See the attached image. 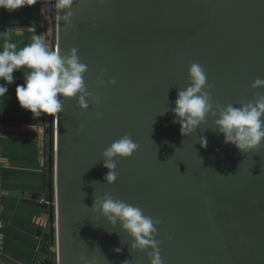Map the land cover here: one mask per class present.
Listing matches in <instances>:
<instances>
[{
    "label": "water",
    "instance_id": "1",
    "mask_svg": "<svg viewBox=\"0 0 264 264\" xmlns=\"http://www.w3.org/2000/svg\"><path fill=\"white\" fill-rule=\"evenodd\" d=\"M57 11L56 50H78L100 103L80 110L65 99L53 142L47 124V186L27 200L55 226L36 231L32 264H149L150 250L131 251L119 223L92 211L105 194L160 219L163 264H264V146L241 153L212 118L182 136L171 111L192 63L203 67L213 104L239 107L264 95L251 88L264 80V0H74L71 26L57 22ZM123 135L138 148L107 184L101 153Z\"/></svg>",
    "mask_w": 264,
    "mask_h": 264
},
{
    "label": "clouds",
    "instance_id": "2",
    "mask_svg": "<svg viewBox=\"0 0 264 264\" xmlns=\"http://www.w3.org/2000/svg\"><path fill=\"white\" fill-rule=\"evenodd\" d=\"M36 2L37 0H0V9L12 12L30 7ZM73 2L74 0H55L57 22L71 26ZM31 41L20 49L13 43L5 42L0 50V97L8 93L7 85L14 83L13 73L23 69V83L16 85L15 98L19 107L29 111L32 116L60 113L65 99L75 98L80 110L88 109L89 103H100V99L87 89L84 81L87 65L80 61L76 48L66 53L52 50L40 34L33 35ZM188 78V86L177 90L174 107L171 109L175 117L173 122L179 124L182 136L190 135L206 118H212L214 129L223 136V142L234 145L241 153L258 151L264 146V95L242 102L239 107L213 104L206 73L200 64L192 63L189 66ZM103 83V79L97 80L98 86ZM108 83L114 84L115 81L109 80ZM262 87L264 80L261 79H256L251 84L253 89ZM80 130H83V125ZM199 144L202 148L206 147L207 140L201 137ZM137 148L138 145L128 135H123L103 150L102 166L107 169L103 178L105 183L112 184L116 180L115 169L119 159L130 157ZM91 209L94 213L98 212L110 225L119 223L120 229L130 238L131 251L150 250L146 252L149 264H163L160 242L155 239L160 219L147 216L140 207L109 194L94 197ZM114 251L119 253L121 249L116 248ZM81 261L84 264L85 258L81 257ZM87 264H95V260L88 261ZM123 264H129V261L126 260Z\"/></svg>",
    "mask_w": 264,
    "mask_h": 264
},
{
    "label": "crops",
    "instance_id": "3",
    "mask_svg": "<svg viewBox=\"0 0 264 264\" xmlns=\"http://www.w3.org/2000/svg\"><path fill=\"white\" fill-rule=\"evenodd\" d=\"M48 1V0H47ZM46 0L12 12L0 9V50L5 42L20 49L30 44L35 34L42 35L41 9ZM35 30V31H33ZM14 72L15 81L7 85L8 93L0 97V123L5 127L0 135V208L4 222L3 264H32L31 259L39 238L37 223L45 209L38 201L27 200L30 193L45 190V170L48 162L39 155V117L19 107L15 87L23 83L22 72Z\"/></svg>",
    "mask_w": 264,
    "mask_h": 264
},
{
    "label": "built area",
    "instance_id": "4",
    "mask_svg": "<svg viewBox=\"0 0 264 264\" xmlns=\"http://www.w3.org/2000/svg\"><path fill=\"white\" fill-rule=\"evenodd\" d=\"M46 2L47 3H45L41 9V23H42V27H43L42 36L45 38V41L47 42L46 39H47L48 25H46V19L45 18L47 16L49 8H50L49 9L50 12H52V14L54 16L55 7H54V4L52 6H50L49 1H46ZM52 50H56L55 42L52 45ZM48 123H51V125H52V142H53L55 114L49 116V115L42 113V121H41V125L39 128V136H38L39 155H40L41 161H45V159H47V151H48L47 146H48V141H49V134L46 132V129H47ZM4 129H5V127H3V125L0 123V135L2 134ZM51 153H53V147L51 149ZM45 201L48 204V206H52V208H55L54 199H52L50 201H48V200H45ZM53 214H54V211H53ZM37 223L39 225H41V227H43V228L47 227L50 223L53 227L55 226L54 220H52V222H50L49 211L47 209L44 211L43 216L38 218ZM3 227H4V222H3L2 217H1V208H0V253L2 252L3 239H4V234L2 231ZM0 264H3L1 260H0Z\"/></svg>",
    "mask_w": 264,
    "mask_h": 264
},
{
    "label": "trees",
    "instance_id": "5",
    "mask_svg": "<svg viewBox=\"0 0 264 264\" xmlns=\"http://www.w3.org/2000/svg\"><path fill=\"white\" fill-rule=\"evenodd\" d=\"M50 9V8H49ZM48 9V13H47V16H46V25H51V31L50 33L47 32V37L50 38L51 40V46L48 44V42H46L50 48H52V45L54 43V17L53 16H50V10ZM50 35V36H49ZM46 162H47V159H46ZM45 186H47V177L45 178Z\"/></svg>",
    "mask_w": 264,
    "mask_h": 264
}]
</instances>
